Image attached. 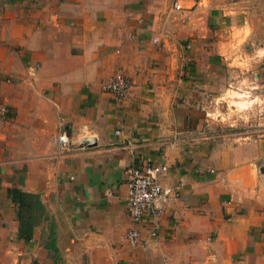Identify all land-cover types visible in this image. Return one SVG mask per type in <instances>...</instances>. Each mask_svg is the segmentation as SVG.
Masks as SVG:
<instances>
[{"label": "crops", "instance_id": "1", "mask_svg": "<svg viewBox=\"0 0 264 264\" xmlns=\"http://www.w3.org/2000/svg\"><path fill=\"white\" fill-rule=\"evenodd\" d=\"M263 21L264 0H0V264H264V116L216 113L264 94ZM145 164L181 191L154 237L127 201ZM14 189L41 203L30 225Z\"/></svg>", "mask_w": 264, "mask_h": 264}, {"label": "built area", "instance_id": "2", "mask_svg": "<svg viewBox=\"0 0 264 264\" xmlns=\"http://www.w3.org/2000/svg\"><path fill=\"white\" fill-rule=\"evenodd\" d=\"M174 8H181L176 2ZM160 38L155 36L154 41ZM104 91L113 94L118 102H122L131 92L133 85L130 78L122 73H116L108 81L101 83ZM10 116L9 105L0 102V122ZM119 133V131H116ZM63 145L69 144V137L64 133L61 137ZM128 207L134 221L150 218L148 236L157 235L160 228L162 207L160 203H175L181 198L179 186L163 184L161 177L167 172V164L133 165L128 168ZM126 240L131 246L142 242L140 231L133 227L126 234Z\"/></svg>", "mask_w": 264, "mask_h": 264}, {"label": "rangeland", "instance_id": "3", "mask_svg": "<svg viewBox=\"0 0 264 264\" xmlns=\"http://www.w3.org/2000/svg\"><path fill=\"white\" fill-rule=\"evenodd\" d=\"M263 95L260 89L252 90L250 87L237 89L236 87H231L222 96L221 107L216 110V113L220 115L217 118H221V125L231 127L239 126L242 122H258V119L264 116ZM216 113H214V116Z\"/></svg>", "mask_w": 264, "mask_h": 264}, {"label": "trees", "instance_id": "4", "mask_svg": "<svg viewBox=\"0 0 264 264\" xmlns=\"http://www.w3.org/2000/svg\"><path fill=\"white\" fill-rule=\"evenodd\" d=\"M11 196L20 205V218L23 221L28 218L26 223L30 225L29 220L35 215V207L42 208L40 201L35 195L23 193L19 189L12 190Z\"/></svg>", "mask_w": 264, "mask_h": 264}, {"label": "water", "instance_id": "5", "mask_svg": "<svg viewBox=\"0 0 264 264\" xmlns=\"http://www.w3.org/2000/svg\"><path fill=\"white\" fill-rule=\"evenodd\" d=\"M83 143H87L86 141H84Z\"/></svg>", "mask_w": 264, "mask_h": 264}]
</instances>
